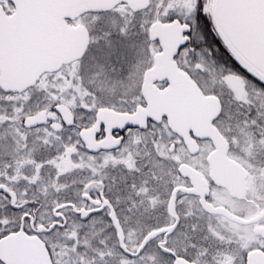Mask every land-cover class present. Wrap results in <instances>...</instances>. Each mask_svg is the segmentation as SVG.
Here are the masks:
<instances>
[{"label":"snow or ice","instance_id":"1","mask_svg":"<svg viewBox=\"0 0 264 264\" xmlns=\"http://www.w3.org/2000/svg\"><path fill=\"white\" fill-rule=\"evenodd\" d=\"M0 264H264V0H0Z\"/></svg>","mask_w":264,"mask_h":264}]
</instances>
